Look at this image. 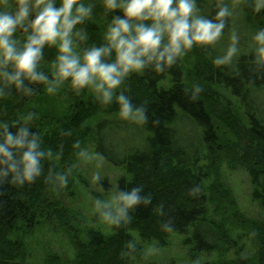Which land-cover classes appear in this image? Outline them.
Instances as JSON below:
<instances>
[{
	"label": "trees",
	"instance_id": "trees-1",
	"mask_svg": "<svg viewBox=\"0 0 264 264\" xmlns=\"http://www.w3.org/2000/svg\"><path fill=\"white\" fill-rule=\"evenodd\" d=\"M82 2L92 5V14L73 29L74 50L81 56L92 46L107 44L105 32L113 16L123 14L121 9L106 10L103 0ZM221 3L233 7L236 15L225 18L222 36L214 44L194 45L163 72L152 61L142 72L130 73L110 103L89 95L85 88L77 92L72 88L63 118L52 119L48 113L34 116L38 127H27L30 135L38 134L39 148L45 152L41 173L22 186L11 183V173L0 178V264L25 261L21 231L29 226L56 221L68 229L74 215L51 204L45 191L53 188L61 168L71 164L76 149L85 144L124 171L115 192L140 187V195L151 200L130 210V219L111 226L109 235L89 230L82 240L74 237L71 262L51 256L45 264H133L131 258L139 249L130 232L159 246L170 233H188L186 242L196 253L236 256L218 264H264V68L254 63L250 48L252 33L264 27V10L257 14L252 0H197L201 14L210 19H215ZM233 30L240 37L238 52L230 64L217 66L213 62L225 54ZM26 35L15 34L18 47ZM57 54L56 46H44L37 70L45 72L48 81L24 78L20 88L0 81L4 92L0 124H8L9 131L15 133L28 122L25 109L52 83ZM114 59L115 50L105 57L108 62ZM121 91L137 106L146 105L147 121L118 115L116 96ZM222 164L247 174L251 198L262 209L256 220L238 218L226 190L223 197L214 193L212 183L205 188ZM110 189L108 185L105 191ZM238 230L243 233L237 234ZM244 240L251 248L247 257L240 243Z\"/></svg>",
	"mask_w": 264,
	"mask_h": 264
},
{
	"label": "clouds",
	"instance_id": "clouds-1",
	"mask_svg": "<svg viewBox=\"0 0 264 264\" xmlns=\"http://www.w3.org/2000/svg\"><path fill=\"white\" fill-rule=\"evenodd\" d=\"M103 3L106 10L121 9L123 14L113 16L105 32L107 44L92 46L81 56L74 50L73 29L91 16V4L86 5L82 0H59V6L57 0H0V81L15 83L18 88L24 78L48 81V75L37 70L47 44L58 49L54 82L62 84L70 80L77 91L94 85L100 93L99 99L107 104L130 73L142 72L152 61L156 70L163 72L194 45L208 46L218 41L226 26L225 18L236 15L233 7L221 3L217 5L215 19H210L201 14L197 0H103ZM252 7L257 14L261 13L264 0H252ZM18 31L27 34L22 47H18V40L14 38ZM76 34H80L79 30ZM81 38L85 37L81 35ZM230 39L225 54L213 62L215 65L230 64L237 54L240 37L235 30ZM250 48L255 53L254 63L264 68V27L252 33ZM113 50L115 59L108 62L105 57ZM52 90L47 89L49 93ZM201 90L202 86L198 85L196 92ZM116 100L122 119L147 121L145 104L137 106L122 91ZM32 117L30 113L26 120ZM39 143L38 134L30 135L26 124H21L15 133L9 131L8 124H0V178L11 173V183L22 186L39 176L40 161L45 155ZM100 179V173H94L93 180ZM60 180L67 183L64 176ZM140 192L141 188L135 187L113 193L103 202L97 199V209H105L102 220L110 226L129 220L130 210L151 200V197H142Z\"/></svg>",
	"mask_w": 264,
	"mask_h": 264
},
{
	"label": "rangeland",
	"instance_id": "rangeland-1",
	"mask_svg": "<svg viewBox=\"0 0 264 264\" xmlns=\"http://www.w3.org/2000/svg\"><path fill=\"white\" fill-rule=\"evenodd\" d=\"M18 34L26 33L18 31ZM54 81L55 77L49 84V87L53 89L51 93L46 91L42 97L27 105L25 117H28L30 113L33 117L27 120L26 126L38 127V123L34 121L35 115L48 113L52 119H60L66 115L69 95L74 90L69 84L70 80L62 84ZM85 89L89 95L95 98L100 97L94 85H89ZM46 130L45 127L43 131ZM96 172L101 175L99 181L93 180ZM214 172L216 173L213 178L205 183V188L212 183L214 193L218 195L219 192L223 197L226 190L234 209L240 215L238 218L256 220L261 215L262 209L251 198L253 188L247 174L241 169L229 171L223 164L219 165ZM60 175L65 177L67 183L60 179L56 180L53 188L47 189L45 194L51 204L57 203L56 206L60 205L68 210L74 218L68 222V229L65 230L56 221L29 226L25 232L22 230L26 258L21 264H45L46 259L51 256L71 262L74 258V237L82 240L89 230L99 231L103 235L111 234V226L107 225L101 216L105 209H97L96 200L99 199L102 202L109 200L112 194L116 193V183L124 175V171L107 164L95 154L91 144H85L80 149H76V156L72 163H65L60 170ZM108 185L111 189L105 191ZM236 233L240 234L243 231L238 230ZM130 235L134 245L139 249L138 254L131 258L133 264H218L225 259V261H234L236 257L232 252L227 255L196 253L193 251L192 244L186 242L189 238L188 233L185 235L170 233L161 246L154 241L142 240L135 232H130ZM240 243L244 245L242 254L245 257L250 256L251 248L248 241L244 240Z\"/></svg>",
	"mask_w": 264,
	"mask_h": 264
}]
</instances>
